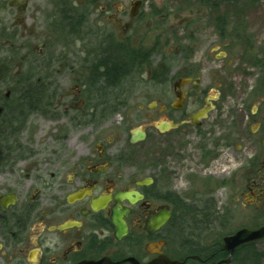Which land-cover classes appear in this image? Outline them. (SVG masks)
Returning <instances> with one entry per match:
<instances>
[{"label": "flooded vegetation", "instance_id": "flooded-vegetation-1", "mask_svg": "<svg viewBox=\"0 0 264 264\" xmlns=\"http://www.w3.org/2000/svg\"><path fill=\"white\" fill-rule=\"evenodd\" d=\"M113 1L0 0V264L220 263L218 243L201 257L175 236L221 189L248 220L226 236L264 227V58L248 51L242 88L235 56L165 54L144 0Z\"/></svg>", "mask_w": 264, "mask_h": 264}, {"label": "rangeland", "instance_id": "rangeland-1", "mask_svg": "<svg viewBox=\"0 0 264 264\" xmlns=\"http://www.w3.org/2000/svg\"><path fill=\"white\" fill-rule=\"evenodd\" d=\"M128 1L114 0L112 2L114 11L127 7ZM212 1L217 4V9H215L213 3L206 4L204 2L205 6H203L202 0H144L145 12H152V15H154L152 19L146 17V27L151 28L149 33H152L153 37L148 38V36H145L144 39L147 43L155 40H167L171 45L167 43L165 49H162V51L165 50V54H167L169 48L174 50L176 45L183 43V47L187 52L197 51L196 58H200L205 51L211 59L221 58L223 53H227L230 57L235 56L239 62L236 68L242 69L245 73L244 75H236L233 72L231 76H236L235 80L232 77L225 79L232 83L241 84L243 88L246 84L245 81H248V83L253 82L255 75L259 74L258 70L243 63V59L245 60L249 55L248 51H251L252 57L253 55L257 57V61L264 58V0ZM219 19H222V21ZM171 58L176 59V56L170 57V62L167 61V64L171 63ZM223 63L226 64V62H220V65ZM134 68V65L129 63L126 68L121 67L119 72L135 73L136 68ZM147 68L148 66H143L139 73L145 75ZM133 70L134 72H132ZM139 83H142V81H139ZM143 98L144 96L134 97L128 101L130 105H137ZM115 116L118 122H121L125 116L130 117L131 113L122 110L121 113H116ZM227 195L225 189L219 191L215 199L218 215L214 219L213 225L208 230L201 232L199 237L202 243L205 241L214 242L217 238L221 239L223 235L242 228L248 222L247 215L245 216L242 211H237L236 216L227 220ZM203 203L199 206L202 207ZM188 218H190V215L187 216V220ZM223 221L225 222L223 223ZM228 221L229 226H224ZM249 225L252 228L256 226L253 222ZM255 246L259 251L264 252V241ZM262 264H264V260Z\"/></svg>", "mask_w": 264, "mask_h": 264}, {"label": "trees", "instance_id": "trees-1", "mask_svg": "<svg viewBox=\"0 0 264 264\" xmlns=\"http://www.w3.org/2000/svg\"><path fill=\"white\" fill-rule=\"evenodd\" d=\"M202 1H203L202 3L203 6H205L204 5L205 3L206 4L213 3V6L215 7V9H217V4L214 1L212 0H202ZM222 1H227V0H222ZM219 20L222 21V19H219ZM127 64L129 63L124 62V64L122 65L120 63L108 64L107 72L108 73L119 72V68L121 67L126 68ZM199 207L187 209V212H188V215H190V218H188V220L186 218L183 224L178 225L182 229L175 236V240L178 243L185 242V248L188 250L189 254L199 255L201 257H203L202 255H205L206 252H209L207 253V257L212 256L213 246H215V244L218 243V249L220 253H219L218 258H216V260L222 261V260L227 259L230 255L227 252L222 253L223 251H222L221 239H218V240L216 239L214 242L212 241L210 243L207 241H205L206 243L205 242L202 243V241L200 240L201 238L199 237L202 231L208 230L210 226L213 225L215 221L214 219L218 215L216 213L217 211L216 205L204 203L202 207L200 208ZM187 221H189L188 225H187ZM224 222L225 221H223V223ZM263 260H264V252L259 251L256 248L255 244H249V245H245L243 247L238 248L232 254L231 264H262Z\"/></svg>", "mask_w": 264, "mask_h": 264}, {"label": "water", "instance_id": "water-1", "mask_svg": "<svg viewBox=\"0 0 264 264\" xmlns=\"http://www.w3.org/2000/svg\"><path fill=\"white\" fill-rule=\"evenodd\" d=\"M143 137V136H142ZM170 219V212H167L164 214V216H160L157 218L155 222L154 230H159L161 227H163L167 221ZM113 224L116 228L115 236L118 240H121L128 232L127 227L125 226L121 214L119 212H116L114 216L112 217ZM264 240V227L260 228L258 230H247L243 229L238 232H236L234 235L225 237L223 239V250L230 254V257L218 264H229L231 261V255L237 250L238 248L252 243H258L260 241ZM126 262H129L131 264H139L135 259L131 258L126 260ZM105 261L101 262H89L84 264H104ZM149 264H184L180 263L178 261H172L171 259L167 257L159 258L153 262H150Z\"/></svg>", "mask_w": 264, "mask_h": 264}]
</instances>
